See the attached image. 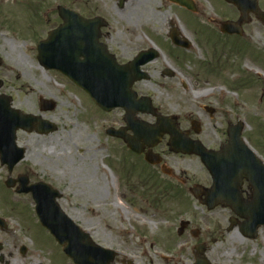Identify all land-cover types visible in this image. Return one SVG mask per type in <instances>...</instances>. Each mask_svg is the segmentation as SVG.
<instances>
[{"label":"rangeland","instance_id":"1","mask_svg":"<svg viewBox=\"0 0 264 264\" xmlns=\"http://www.w3.org/2000/svg\"><path fill=\"white\" fill-rule=\"evenodd\" d=\"M59 5L73 8L82 15H103L99 9L104 11L107 7L104 1L99 0H0V53L5 64L0 73L6 76L0 93L12 98L14 108L52 121L59 128L47 135L35 131L18 133V143L26 147L27 155L25 161L15 167L12 177L27 175L32 183L45 180L64 189V195L72 208L70 210L68 207L67 213L89 230L95 241L103 246L115 243L117 236L132 237L130 231L137 226L146 234L161 239L160 245L152 248V252H167L177 247L166 243L169 239L180 238L177 235L179 220L190 218L194 221L192 229L206 236L207 231L214 226L215 215L204 212L196 203L195 208L194 199L189 200L182 192L179 193V189L168 191L167 187L171 186L151 179L152 172L134 167L129 156L121 152L120 145L105 140L101 116L95 112L91 115L94 108L91 100L78 90L68 93L63 76L45 71L38 64V37L43 38L61 23L57 12ZM169 13H164V16H169ZM106 14L117 18L113 11H107ZM186 31H191L189 34L192 36L212 33L190 24L186 26ZM259 38L256 33L255 42ZM213 45L223 54L218 60L219 73L203 75L200 67L215 63L211 53ZM256 46L255 53L237 50L235 55L225 40L203 36L200 47H195L181 59L179 81L163 78L161 71L157 70L150 82L138 85V90L153 96L154 107L159 113L178 117L177 124L180 126L186 128L189 126L187 122L199 120L204 125V132L216 137L215 131L219 132L221 126L215 122L221 120V115L217 113L214 119H209L202 107L208 102L197 100V95L212 86L227 83L226 80L235 81L240 75V67L247 65L261 69L264 65V47L258 46L257 42ZM183 77L188 81L190 79L191 84L189 82L187 89L181 85ZM249 80L243 89L235 91L236 98L238 96L236 101L241 102V96L244 98L243 103L249 108V123L252 125L251 129L246 126V130L258 142V116L255 113L261 106L256 104L260 82ZM211 92L216 100L209 99L211 102L208 105L218 112L228 110L230 103L222 101V95L217 90ZM40 97L54 100L56 109L40 112ZM260 100L258 97V104ZM140 117L151 123L156 121L150 116ZM112 118L120 120V112L106 117ZM159 150H166V147L161 146ZM165 161L169 164H184L188 175L193 177L200 173L199 160L194 156L168 153ZM8 177L7 167L0 162V217L9 227L5 231L0 229V244L4 246L0 255L9 264H68L57 245L40 228L31 197L17 195L15 189L6 188ZM119 205L121 208L116 207ZM184 237L192 238V235L187 233ZM22 245L29 249L25 257L19 253ZM213 247L219 264H228L231 258L238 260V264H264V231L256 239L244 241L237 239L231 232ZM179 264H192V259H185Z\"/></svg>","mask_w":264,"mask_h":264},{"label":"flooded vegetation","instance_id":"2","mask_svg":"<svg viewBox=\"0 0 264 264\" xmlns=\"http://www.w3.org/2000/svg\"><path fill=\"white\" fill-rule=\"evenodd\" d=\"M104 1V11L107 23L101 30L99 36L93 42L101 49H106L109 54L121 66H126L133 63L140 57L141 61H145L143 71L149 75V81L154 76L157 70L161 71V76L166 77L167 70L178 71L180 70L184 56L191 51V46L196 45L200 47V42L203 36H215L218 39L225 40L230 44L231 52H257V46L264 47V0H99ZM109 5H111L109 7ZM165 8V10H163ZM107 11H113L117 14V18L111 17L106 14ZM169 13V16H164V13ZM88 17L92 15L87 14ZM109 17V19L107 18ZM188 24L195 26L199 29H206L212 33H202L204 35H194L186 31ZM228 24L226 29L229 33H224L223 28ZM117 28V31H115ZM202 31V30H201ZM200 31V32H201ZM259 34V41L254 40V35ZM222 36V37H221ZM221 37V38H220ZM187 40V42H186ZM188 43H190L188 45ZM260 54V53H259ZM4 66V65H3ZM3 66L0 68L2 70ZM240 67L239 76L237 79L227 81V84L232 86V90L243 89L244 84L250 82L249 79H254L260 82L259 96L261 105L258 112L255 113L257 118V126L259 127V141L256 142L247 133L246 126L252 128L250 125V111L244 105L241 96L240 101H234L226 97L220 99L224 102L230 103L228 110L218 112L215 108L208 103L211 100H216V97L210 95V91H202L197 95L200 99L201 96L206 97L204 100L208 103L204 104L203 110L208 115L209 119H214L219 113L221 120L215 122L219 123L221 129L219 132L215 131L216 137L211 136L210 133L204 132V125L199 120L189 121L188 127L184 128L178 124L184 137L190 141L196 142L201 145L205 151H213L215 156H226L229 154H242L240 151L225 152L224 149L230 144L229 131L232 127L241 125V138L245 140L246 144L256 153L259 162L261 163L260 172L264 178V65L261 69V76H256L249 70ZM203 75L212 76L213 67L207 64L200 67ZM180 74V73H179ZM5 75L0 73V79L3 81ZM174 79L175 75L168 77ZM206 79H209L208 77ZM246 80V81H245ZM147 81V82H149ZM5 82V80H4ZM190 82V79H189ZM137 83L133 89L137 93V97L143 95L138 90ZM187 87V85H184ZM206 94L202 95V93ZM242 93V92H241ZM238 95V92H237ZM238 97V96H237ZM258 97L256 101L258 102ZM212 98V99H211ZM211 99V100H209ZM227 99V100H226ZM202 100V101H204ZM229 100V101H228ZM256 102V103H257ZM257 105V106H258ZM120 111V120L117 118L106 119L115 115L118 111L111 113L100 112V122L102 132L106 135L108 129L113 128L120 131L124 139H134V133L131 128L126 125L123 113ZM228 113V114H227ZM203 115V113H202ZM191 116V115H190ZM106 125H108L106 127ZM239 129V128H238ZM205 133V135H203ZM214 133V132H213ZM124 139L111 138L105 136V140L112 141L120 145L132 157L136 166H142L148 171L152 172L150 178H155L157 181L170 185L167 187L168 191L179 189V193L192 196L196 203L204 212L215 215L213 230L202 236L200 231L197 237H184L187 233L192 235L194 221L191 218L188 221L184 234L180 238L169 239L166 245L178 246L175 249L160 254L152 252L154 246L160 245V240L156 237L140 238L138 233L142 228L134 227L135 233H130L132 237L117 236L115 243L108 245L109 249L115 251L116 258L113 264H179L185 259H192V264L196 263V258H207L210 264H219L217 262L216 250L213 245L222 242L225 236L234 232L236 238L243 241L248 239L244 237L242 232L243 226L247 223L246 216H238L237 212L248 215L250 210H254L260 206V199L258 198V183L252 177H249L248 172L254 175V169L243 170L245 174L234 173L231 175L232 181L228 185V192L234 198H231V204H218L215 205L213 210H209L206 206L207 194L209 189L213 188V179L209 170L203 163L199 155L177 154L170 151V135H163L160 143L154 148L147 146L142 148L143 154L137 155L131 152ZM141 144L145 143V138L140 140ZM165 146L166 150H159V147ZM148 153H153L160 159L157 165H149L145 161V156ZM170 154L180 155L184 157L194 156L199 160L200 173L191 176L188 175V169L182 163L169 164L165 161V156ZM194 174V173H193ZM223 176H225L223 174ZM173 183V184H172ZM59 187V186H58ZM61 188V187H60ZM132 188V184H131ZM216 187H214V190ZM264 189V185H263ZM64 192V189H62ZM134 192L132 188V193ZM212 203H215L213 201ZM62 208L67 212L70 202L64 196L60 200ZM138 212V211H137ZM141 214V211L139 212ZM225 229V231H223ZM264 229V226L260 229ZM259 230V231H260ZM213 234V235H212ZM259 234V232H258ZM156 238V239H155ZM212 244H209V241ZM178 241L177 243H173ZM100 244V243H99ZM199 248V250H198ZM239 261L231 258L228 264H238Z\"/></svg>","mask_w":264,"mask_h":264},{"label":"water","instance_id":"3","mask_svg":"<svg viewBox=\"0 0 264 264\" xmlns=\"http://www.w3.org/2000/svg\"><path fill=\"white\" fill-rule=\"evenodd\" d=\"M60 16L64 20V26L61 27L58 31L53 33H64V37L77 36V33H99V26L97 20L86 21L81 18L79 15L75 14L72 11H69L64 8H60ZM48 47L46 53L42 52V56L47 54L49 57L53 53L51 52L50 47L52 46V41L46 43ZM70 46V45H68ZM67 55H77L80 57L83 54L82 50H70L66 52ZM56 67V66H55ZM54 68V67H52ZM58 68V67H56ZM65 75H69L68 68H58ZM138 72V70H137ZM123 73L121 68L112 69V74H110L107 79L111 78V84L108 85L109 88H106L110 91V98L104 99L99 96L100 93L107 92L106 90L100 88V90L90 92L95 95L94 100L96 103L106 111H110L116 107H124L127 109L129 115L133 114L138 110H146L140 108L138 105L136 106L134 102L131 103V108L128 106L129 102L126 98H124V94L127 95L126 91L130 84L120 81V76ZM142 77H131V81L135 82L136 80H141ZM98 83H93V85L84 86L87 90L90 88H98ZM102 87V86H101ZM111 87L116 88L112 90ZM130 89V88H129ZM123 94V96H121ZM55 105H47V110H53ZM129 118H132L131 116ZM34 122H38L41 126L38 129L39 133H50L56 131L57 128L47 121H41L36 119L31 115H24L19 111H15L10 108L8 102H4L0 100V152L2 154L3 163H7L9 165L10 170L19 163L25 156V150L22 148H18L16 144V132L17 130H31ZM143 123L135 122V127L140 130L143 127ZM160 131L163 133H170L175 140H184L185 138L181 135V133L174 129L172 125L168 122V119L159 118L158 125ZM152 134L155 135L156 131L151 130ZM186 140V139H185ZM235 140H239L237 137ZM131 143V142H130ZM176 143L173 144V147ZM177 152H185V153H193L196 152V147L194 144H190L187 142L186 147L177 148L175 147ZM138 151V149H136ZM201 150V149H199ZM229 160V158H226ZM210 162V161H209ZM9 187H13V181L9 180L7 182ZM29 193L31 192L34 196V199L37 203V213L41 220V223L44 227L48 228L50 232L57 238L60 244L65 247V252L73 258L75 263L77 264H100L98 261L93 262V260H89L87 254H92L96 249L94 244L90 241L89 236L81 232L77 226L59 209L58 205L55 202V198L57 195L53 192L50 186L45 184H39L37 186H32L29 189L21 190L19 193ZM256 211H250L249 214L256 213ZM257 222H259L260 217L257 216ZM252 225V231H255V224L253 220L250 219ZM0 226L2 229H6L4 221L0 219ZM80 240H89V242H78ZM88 247V248H87ZM101 251L103 249L99 248ZM25 251H23L24 253ZM107 252V251H104ZM112 260V259H111ZM197 264H208L205 260H200Z\"/></svg>","mask_w":264,"mask_h":264},{"label":"bare ground","instance_id":"4","mask_svg":"<svg viewBox=\"0 0 264 264\" xmlns=\"http://www.w3.org/2000/svg\"><path fill=\"white\" fill-rule=\"evenodd\" d=\"M204 94H206V92L202 93V95H204ZM263 252H264V250H263Z\"/></svg>","mask_w":264,"mask_h":264}]
</instances>
